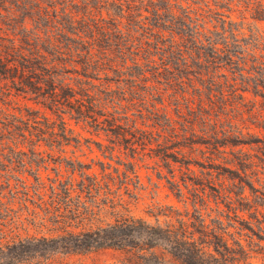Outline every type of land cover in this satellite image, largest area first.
<instances>
[{
    "label": "trees",
    "instance_id": "1",
    "mask_svg": "<svg viewBox=\"0 0 264 264\" xmlns=\"http://www.w3.org/2000/svg\"><path fill=\"white\" fill-rule=\"evenodd\" d=\"M256 1L253 19L264 21V0ZM172 7L170 0H0V164L39 166L51 159L43 147L62 154L65 148L78 144L63 120L67 115L104 133L111 144L128 150L132 158L138 149L148 150V156L159 159L167 169L170 190L184 202L190 199L193 207L191 215L170 209L158 214L169 219L164 224L157 219L149 224L132 216L124 200L135 199L138 182L133 165L128 164L122 173L115 170V176L102 165L99 177L88 173L90 165L64 159L71 169V176L64 181L56 178L47 187L37 172L32 173L34 196L40 201L37 207L44 204L43 216L34 226L48 225L53 234L4 240L0 264H55L58 255L105 249L124 254L119 264H254L251 242L243 244L227 230L238 222L239 237L244 230L253 231L248 222L238 220L231 207L232 194L240 203L245 201L241 177L238 185L226 187V172L235 171L215 161L244 168L246 159L241 156L247 155L243 148L260 140L231 124L226 95L222 91L212 94V77L207 82L208 93L196 91L194 97L182 98L186 115L176 102L179 120L152 102L145 110L148 115L143 111L147 95L154 100L161 96L157 85L171 86L178 80L181 84L191 73L185 54L192 56L198 69L238 72L241 91L251 87L263 101L264 62L251 61L244 76L245 69L239 68L227 43L220 50L209 37L205 45L196 37L197 28L187 12L177 16ZM143 12L150 13L151 20ZM153 29L159 39L160 31L170 35V46L161 51L159 65L147 50L140 56L133 39L135 31L149 33ZM175 37L181 43L174 41ZM229 87L235 97V85ZM19 97L50 111L55 119L19 104ZM238 100L242 102L243 96L238 95ZM223 117H227L228 130ZM256 127L264 131V119ZM227 147L239 148L234 160L224 156ZM196 152L205 163L192 156ZM193 168L199 169V175ZM175 171L180 174L178 180ZM74 174L78 180L72 178ZM246 185L256 193L251 183ZM0 188H10V178ZM47 192L49 200L44 203L41 193ZM211 198L227 202L228 226L219 220L206 223L201 211ZM32 216L34 220L39 215L33 212Z\"/></svg>",
    "mask_w": 264,
    "mask_h": 264
},
{
    "label": "rangeland",
    "instance_id": "2",
    "mask_svg": "<svg viewBox=\"0 0 264 264\" xmlns=\"http://www.w3.org/2000/svg\"><path fill=\"white\" fill-rule=\"evenodd\" d=\"M170 3L173 5L172 12L175 15L181 16L183 12H187L188 16L193 20L194 24L192 26L197 28L196 37L205 45H207L206 40L209 37L215 42L217 49L222 50L224 44L227 43L232 52L231 55L234 54L233 59L239 63V68L245 69L242 72L244 76H247L246 71L250 69L251 61L256 59L264 62V21L253 19V9L258 1L170 0ZM143 15L149 17V20L152 18L150 13L143 12ZM157 33V29H153L149 33L137 30L133 33V39L136 47L140 50V56H144V51L147 50L157 62L156 64L159 65L160 61L158 58L161 57V51H166L170 46V35L166 31H160L158 35L162 37L159 39L155 36ZM174 41L181 43L178 37H175ZM185 57L188 62L187 65H190L191 73L187 75V78L183 77L181 84L180 80H178L172 81L171 86H165V84L157 85L161 96L155 97L157 100H154V98L147 95L143 112L148 115L145 110L149 109L150 105L154 103L159 109L166 108V114L172 119L179 120L176 116V102H179L181 113L186 115L187 111L182 98L194 97L196 91H201L203 94L208 93L207 82L211 77L215 80V85L211 87L212 94L218 95V91H222L226 95V110L231 118L228 120H230L231 124L238 125L243 130L244 135L248 133L254 140H260V143L243 148V152L247 155L246 157L241 156L246 159L244 168L235 163L223 164L224 161L221 159H218L215 163H221L224 167L235 171V173L226 172V187L233 183L238 185V177H241V185L244 186L242 197L245 198V201L240 203L241 201H239L238 197L232 194L231 207L235 209L238 220L248 222L249 227L253 230H244L242 236L239 237L237 233L239 224L237 222L235 228L229 227L227 229L228 233L235 238H240L243 244L251 242L250 248L255 252L252 253L253 263L264 264V197L262 196L264 194V131L256 127L264 119V107L261 106L264 101L260 96L253 94L251 87L245 92L241 91L243 85L238 72L232 75L223 68H220V70L214 69V67L198 69L192 56L185 54ZM201 63L204 64L205 62L201 61ZM128 65H130L129 60ZM230 85H235L237 89L235 97L231 93ZM112 88L115 89L114 86ZM238 95L243 96L244 100L242 102L238 100ZM16 101L21 105H27L39 111L40 114L51 119L56 117L50 111L21 97L17 98ZM136 102L141 103L139 100H136ZM63 120L72 136L79 142L78 144L65 148L62 154L56 151L51 152L43 147L41 150L50 153L51 159L39 166L34 163L31 166L28 163L25 166L16 163L9 165L5 161L0 164V185L4 186V181L10 178V188H0V229L3 230L0 233L1 244H4V240L17 235L21 238L26 236L38 238L48 237L53 234L49 232L48 225L46 228L34 226L35 223L37 225L39 222L40 216H43L41 208L44 207V204L42 203L41 208L37 207L40 201L34 196L35 179L32 173L37 172L40 181L44 182L47 187L56 178L64 181L71 176V169L63 161L64 159L70 162L78 161L90 165L91 169L88 173L96 174L99 177L101 176L100 167L102 165L105 167V172L114 176L116 175L115 170H118V173H122L126 171L128 164L133 165L138 182L136 189L131 187L134 189L135 199L124 197V200L127 203L130 214L135 218L142 219L149 224H155L157 219L160 224H164L169 219L165 218V215L158 214H167L170 209L182 215L187 212L189 215L192 214L193 207L190 199L184 202L183 199H178L175 196L167 183V180L171 179L167 169L162 166V162L159 159L149 157L148 150L141 151L138 149L132 158L128 150L125 151L122 147L111 144L104 133L95 132L82 123H76L67 115L63 116ZM222 120L225 129L228 130L227 117H223ZM202 149L204 150V148ZM238 149L227 147L224 156L227 160H234ZM231 150L235 154H231ZM192 156L200 162L205 163L206 161L200 157V153L196 152ZM3 166H6V168H3ZM193 170L199 175V169L193 168ZM174 175L176 180H178L180 174L175 171ZM229 177L232 179H228ZM72 178L79 179L77 174H74ZM250 183L255 188L256 193H252L246 185ZM27 187H29V201L24 196V193L27 192ZM230 188L234 192H238L237 189ZM41 194L44 196V203H47L49 192ZM185 196L190 198V195L186 192ZM221 200L217 199L215 201L214 198H211L208 207L202 209V216L207 224H211V221L219 220L225 227L228 226V220L225 217L229 213L225 204L227 202ZM255 208H257V211H255ZM33 212L39 215L34 220ZM233 215L234 213L231 211L230 216ZM2 236H5L6 239H3ZM124 258V254L119 251L105 249L87 254L58 255L53 260L55 264H119Z\"/></svg>",
    "mask_w": 264,
    "mask_h": 264
}]
</instances>
